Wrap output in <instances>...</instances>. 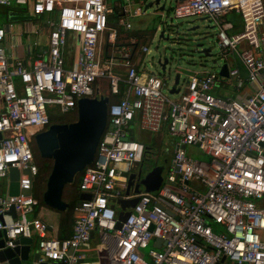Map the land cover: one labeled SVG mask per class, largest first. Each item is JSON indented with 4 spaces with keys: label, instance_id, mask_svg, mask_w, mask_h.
I'll list each match as a JSON object with an SVG mask.
<instances>
[{
    "label": "built area",
    "instance_id": "2783aa9c",
    "mask_svg": "<svg viewBox=\"0 0 264 264\" xmlns=\"http://www.w3.org/2000/svg\"><path fill=\"white\" fill-rule=\"evenodd\" d=\"M0 7L17 8L47 29L46 48L28 65L7 55L0 27V251L23 247L17 241L25 238L38 255L33 261L29 251L26 264H98L87 260L95 238L105 264H264V0L175 4L174 18L213 21L221 54L235 55L245 71L193 73L177 98L162 92L159 76L137 66L131 44L117 45L108 0H0ZM232 11L242 20L239 33L224 20ZM119 23L130 28L125 18ZM72 34L78 50L68 65ZM140 52L149 53L145 47ZM227 85L236 97L213 94ZM244 87L250 91L243 93ZM100 97L112 99L93 162L80 176L79 191L89 199L74 207L71 235L58 238L37 216L38 202L23 194L39 175L33 138L49 127L50 108L68 114L77 111L79 99ZM135 128L151 134L166 128L171 138L173 155L155 192H133L142 177L134 168L146 151ZM188 148L205 159L192 158ZM12 169L18 172L13 195ZM133 198L137 202L117 228L118 201ZM157 239L160 250L150 249L146 259L142 251Z\"/></svg>",
    "mask_w": 264,
    "mask_h": 264
},
{
    "label": "rangeland",
    "instance_id": "374dc122",
    "mask_svg": "<svg viewBox=\"0 0 264 264\" xmlns=\"http://www.w3.org/2000/svg\"><path fill=\"white\" fill-rule=\"evenodd\" d=\"M135 3L131 8H137L144 12L142 16L137 19L130 20L133 28H143L147 34V38L144 40V43L150 50V52L143 57V65L145 71L159 76L165 82V88L162 90L163 93L169 95V90L172 87L179 89L180 92L183 91L185 86V81L189 75L195 72H214L218 73L219 68L226 63L228 68H237V60L235 55L232 53L223 56L221 50L216 43V34L217 27L213 24V21L206 19L205 17H189L177 19L173 16V8L175 6L172 2H167L165 5V10L160 11L155 7H151L144 10V5L139 0H134ZM163 2L160 3V5ZM11 12L0 10V25H5L11 23V33H15L21 37L22 42L25 44L27 40H32V35L25 34V21L23 19L24 15L19 14L18 11H21L17 8L12 9ZM16 19L21 20L17 21ZM35 27H39L40 30L44 29L46 31L41 21L35 23ZM192 27H196L195 30H190ZM163 31V38H159V34ZM28 38V39H27ZM198 44H203V48H209L211 52L210 57H204L200 55L198 51L200 49L197 47ZM201 48V49H203ZM78 46L76 47V52ZM163 61L167 59V64L165 69L162 70L158 64V60ZM215 62V63H214ZM179 74V83L174 85L175 75ZM261 77V76H260ZM172 98H177L179 94L169 95ZM56 117L60 116L55 114ZM67 117L64 121H73L74 116H65ZM136 138L142 143H147L150 145L151 150L145 154L143 163L136 165L134 170L135 172L138 169H141V175L143 176L148 170L156 165L164 166L163 176L167 175V171L170 165V161L173 155V148L170 145L171 139L169 138L166 130L164 129L158 134H151L143 130L135 128ZM167 151V152H166ZM187 154L194 159L204 160L205 157L195 148H188ZM34 158L36 164L41 167L44 165L50 166L51 161L39 157L38 152L34 145ZM50 172V170H49ZM48 170L46 167L40 169L39 175L34 178L33 185L31 189L32 197L39 202L35 208L38 212L37 216L40 217L45 211L51 212L55 218L49 220V223H57V212L47 208L40 200L36 197L40 196V187L43 186L42 179L46 181L48 175ZM45 186V185H44ZM72 188L67 187L65 193L71 192ZM67 200V195L64 196ZM31 218V216H29ZM150 249H153V243L150 242L148 247L143 250L144 254H147ZM92 261V259H87Z\"/></svg>",
    "mask_w": 264,
    "mask_h": 264
},
{
    "label": "water",
    "instance_id": "95a60500",
    "mask_svg": "<svg viewBox=\"0 0 264 264\" xmlns=\"http://www.w3.org/2000/svg\"><path fill=\"white\" fill-rule=\"evenodd\" d=\"M144 5V10L155 7L160 11L165 10L167 2L174 4L180 0H139ZM163 4L160 5V3ZM192 27L190 30H195ZM163 31L159 34V38H163ZM200 49L199 54L204 57H210L211 52L209 48H203V44H198ZM203 48V49H201ZM167 59L158 60L161 69L164 70L167 64ZM215 63V62H214ZM228 66L224 63L218 71L222 77H227ZM179 83V74L175 75L174 85ZM170 94H175L174 88L169 91ZM108 97L100 98H81L77 101L76 118L74 121L66 124H51L49 127L37 133L33 142L38 152L39 157L51 161V169L46 179L45 189L42 194V203L51 210L62 213L69 208V204L63 201L62 195L66 185L72 184L76 175L81 173L83 169L93 162L97 146L104 133L107 123V104ZM132 125V122H130ZM164 166L156 165L152 167L144 177L134 185L133 192L135 194L140 192L142 187L145 192H155L162 184ZM28 173L27 170L24 171ZM135 175H130L127 192L133 185ZM17 180L18 172L16 169L10 171V194H17ZM24 195H30L31 190L23 191ZM89 199V195L79 193L78 202L75 206H80V201ZM137 202V198L130 200H120V211L118 212L117 228L120 222L125 221L128 216L126 209L132 208ZM14 214L12 208L10 210ZM2 232H0V237ZM17 244H23V247L14 249H4L0 251V263L7 261L8 264H26L28 262V254L30 251L31 240L21 238ZM160 240H155L154 246L159 247ZM0 247H2V240L0 239ZM19 254V257L16 255ZM38 255L35 254L33 261H36ZM224 259V258H223ZM222 259V260H223Z\"/></svg>",
    "mask_w": 264,
    "mask_h": 264
},
{
    "label": "crops",
    "instance_id": "0c3cea01",
    "mask_svg": "<svg viewBox=\"0 0 264 264\" xmlns=\"http://www.w3.org/2000/svg\"><path fill=\"white\" fill-rule=\"evenodd\" d=\"M133 3H135L134 0H108V7L111 10V13L108 15V24L111 28H114L117 31V39H116L117 45L131 44V46L134 48V51H135L134 56H133L134 62L137 64V66L140 69L145 71V68L143 65V57L146 54L141 53L140 48L145 47L148 49V47L144 43V40L147 38V34L145 33V29H143V28H133V25L130 21L132 19L139 18L140 16H142L144 14V12H141V10H139L137 8H134V9L131 8ZM124 8L126 9L125 12H124ZM0 10L7 11V13L9 12L8 9L3 8V7H0ZM135 10H138L140 12V14L139 15H132ZM128 13H131V15L128 16ZM24 18L25 19H23V20L25 21V34H27V35L30 34L33 36L31 41H30V39L27 38L28 40H27V43H25V44L22 42V39L20 36L15 35V33H13V34L11 33V30H12V27L10 26L11 23H7L5 25H0V27H3L6 29V36L4 39L3 47H4L7 55L13 59H16V58L22 59L25 61V63L30 65L33 58H34V54L37 53V51L43 50L46 48L47 29L45 32H43L44 29L40 30L39 27H35V23L37 22L36 20H31L30 18H27V17H24ZM120 18H125V21L130 23L129 29L126 30L124 28V26L119 23ZM224 20L230 22L233 25L232 32H234V33L241 32L242 20H241V17L239 14H237L233 11L229 12L224 16ZM17 21L19 22L21 20L16 19V22ZM34 29L40 30L39 34L33 33L32 30H34ZM33 43H37V47H33L32 46ZM76 47H77V38L75 37L74 34H72V35H70L68 46L66 49V58H67L68 63H69L68 65H71V61L73 59L74 51H75ZM106 47H107V45H106ZM148 51L150 52L149 49H148ZM235 59L237 60V62H238L237 64L239 65V67H237V69L240 71L242 76H245V71H244L243 67L239 63L238 59L237 58H235ZM145 72L149 73L147 71H145ZM195 73H198V72H195ZM172 88H174V91H176L175 94L180 92L179 89H176L175 87H172ZM242 90H243L242 91L243 93L250 91L245 87ZM213 94L214 95H220V96H227L230 98L237 96V93L235 92V90H233V88L229 85H227L223 88L220 87V88L214 89ZM164 129L167 130L166 128H164ZM134 137L136 138V132L134 134ZM136 140H137V138H136ZM137 141H139V140H137ZM143 144L145 147L146 146L149 147L148 148L149 149L148 152H149L151 150L150 145L147 143H143ZM144 175L141 177V179L144 177ZM142 189L143 188L141 187V190ZM66 195L69 196L70 192L66 193ZM119 211H120V208H119ZM54 212L56 213V211H54ZM56 214L58 216L56 219V222H57L56 224L55 223L51 224V222L49 223L50 218L55 220V218L51 212L45 211L40 217L45 219L47 221L48 225L50 226V229H51L50 233H49L50 235H53V236L58 237V238L69 237L71 235V227H70L69 231L67 233H65L64 236L62 237V233L59 229L60 213L57 212ZM154 242H152V243L154 244ZM160 246H161V244H160ZM160 246L155 247L153 245V249L160 250V248H161ZM33 250H34V248L31 246L30 247V253L32 256V260H33V257L35 255ZM143 255L146 259H148L147 254L143 253ZM87 256H88L87 259H92V261H90V262H93V263L105 264V262H106V257L101 251H99L98 243H97V240L95 238L92 239V241L90 242Z\"/></svg>",
    "mask_w": 264,
    "mask_h": 264
},
{
    "label": "trees",
    "instance_id": "16d2710c",
    "mask_svg": "<svg viewBox=\"0 0 264 264\" xmlns=\"http://www.w3.org/2000/svg\"><path fill=\"white\" fill-rule=\"evenodd\" d=\"M121 98V96L119 97H114L113 100L115 101H118L119 99ZM110 100L112 99V97L109 98ZM49 125L51 124H66V123H70L72 121H64V119H66L67 117L65 116H74V118H76V111L74 112H71V113H68V114H60L57 110L56 107H52L49 109ZM55 114H59L60 116L56 117ZM75 120V119H74ZM73 120V121H74ZM146 148V151H145V154L148 153V146L145 147ZM44 165H42L41 167L38 166L39 168V171L40 169L46 167V170H49L51 169L50 166L46 165V163L44 162L43 163ZM80 176H81V173L77 174L73 183L72 184H69V185H66L64 187V190H63V195H62V199L63 201H65L66 203L69 204V208L65 211V212H62L60 213V220H59V229L62 233V237L64 236L65 233H67L71 227V224H72V211L76 205V203L78 202V196H79V181H80ZM42 183H46V181L44 179H42ZM42 186L40 187V196H36L38 198H40L41 202H42V194L44 192V189H45V186ZM67 187H70L72 188V191L70 192V195L67 196V200H64L65 199V191H66V188ZM39 203V202H38ZM63 238H66V237H63Z\"/></svg>",
    "mask_w": 264,
    "mask_h": 264
},
{
    "label": "flooded vegetation",
    "instance_id": "af4514ba",
    "mask_svg": "<svg viewBox=\"0 0 264 264\" xmlns=\"http://www.w3.org/2000/svg\"><path fill=\"white\" fill-rule=\"evenodd\" d=\"M34 143V142H33Z\"/></svg>",
    "mask_w": 264,
    "mask_h": 264
}]
</instances>
